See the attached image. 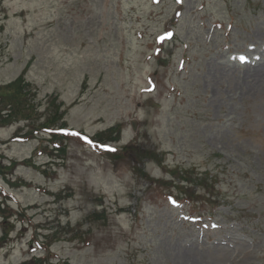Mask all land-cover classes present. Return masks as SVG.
I'll return each instance as SVG.
<instances>
[{
  "label": "rangeland",
  "instance_id": "1",
  "mask_svg": "<svg viewBox=\"0 0 264 264\" xmlns=\"http://www.w3.org/2000/svg\"><path fill=\"white\" fill-rule=\"evenodd\" d=\"M19 77L0 264H264V0H0Z\"/></svg>",
  "mask_w": 264,
  "mask_h": 264
},
{
  "label": "trees",
  "instance_id": "2",
  "mask_svg": "<svg viewBox=\"0 0 264 264\" xmlns=\"http://www.w3.org/2000/svg\"><path fill=\"white\" fill-rule=\"evenodd\" d=\"M22 83H24V79L19 77L18 79L10 83L0 85V104L6 102V104H2L4 108L0 109V123L3 124L4 122H6L7 118L11 117V113L19 109V107H16L14 103H16L17 100L21 99L19 94L21 91L20 85ZM42 127H44L42 128V130L51 129V126H49L48 123L44 124V126ZM38 132L39 131L35 132V134H37ZM7 234L8 233L5 232V236H3L4 238L2 239H5L7 237Z\"/></svg>",
  "mask_w": 264,
  "mask_h": 264
},
{
  "label": "water",
  "instance_id": "3",
  "mask_svg": "<svg viewBox=\"0 0 264 264\" xmlns=\"http://www.w3.org/2000/svg\"><path fill=\"white\" fill-rule=\"evenodd\" d=\"M132 126H133L134 130H136V123L135 122H132Z\"/></svg>",
  "mask_w": 264,
  "mask_h": 264
}]
</instances>
